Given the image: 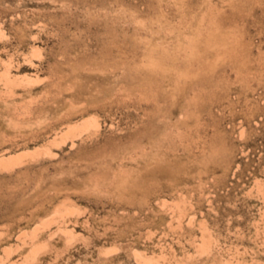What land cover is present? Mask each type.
Returning a JSON list of instances; mask_svg holds the SVG:
<instances>
[{
    "label": "rangeland",
    "instance_id": "1",
    "mask_svg": "<svg viewBox=\"0 0 264 264\" xmlns=\"http://www.w3.org/2000/svg\"><path fill=\"white\" fill-rule=\"evenodd\" d=\"M206 4L245 48L173 113L129 66ZM0 264H264V0H0Z\"/></svg>",
    "mask_w": 264,
    "mask_h": 264
},
{
    "label": "bare ground",
    "instance_id": "2",
    "mask_svg": "<svg viewBox=\"0 0 264 264\" xmlns=\"http://www.w3.org/2000/svg\"><path fill=\"white\" fill-rule=\"evenodd\" d=\"M161 16L158 15L155 21L150 24L155 22L167 25ZM138 23L143 27L147 24L145 21H138ZM228 25L227 19L218 9L206 4L190 23L186 30L188 32L178 33L175 46L170 48L168 44L154 40L143 55L133 63L131 62L129 66L131 84L140 85L143 83L147 87L146 89L153 91L155 97L170 98L173 113L175 112L172 105L180 103L178 106L180 111L188 92L196 84L212 77L221 64L239 62L245 43L242 35L236 30L229 29ZM82 75L83 73L79 71L72 77V85L78 87L81 95L104 97L111 92L110 88L108 90V86L112 85L108 84L95 89L94 93L92 88H87L83 83H79L78 80L82 78ZM109 81L107 82L109 83ZM153 163L155 166L146 170L139 177L143 197L149 194L150 185L155 183L158 176L170 175L173 177L172 166L170 167L166 161ZM127 187L128 182L118 183L119 192L125 193Z\"/></svg>",
    "mask_w": 264,
    "mask_h": 264
}]
</instances>
